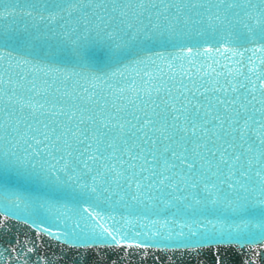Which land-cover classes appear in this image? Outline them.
Wrapping results in <instances>:
<instances>
[{
    "label": "snow or ice",
    "instance_id": "obj_1",
    "mask_svg": "<svg viewBox=\"0 0 264 264\" xmlns=\"http://www.w3.org/2000/svg\"><path fill=\"white\" fill-rule=\"evenodd\" d=\"M16 7L25 23L0 27L6 202L74 200L91 212L89 201L107 193L117 202L199 209L179 224L204 239H228L255 220L264 229V0H26ZM220 48L253 55L226 61L224 79L209 74L211 65L173 66L177 57L183 64L185 54ZM153 61L167 74L152 75ZM100 235L147 247L119 225Z\"/></svg>",
    "mask_w": 264,
    "mask_h": 264
},
{
    "label": "water",
    "instance_id": "obj_2",
    "mask_svg": "<svg viewBox=\"0 0 264 264\" xmlns=\"http://www.w3.org/2000/svg\"><path fill=\"white\" fill-rule=\"evenodd\" d=\"M251 55L249 51L240 63ZM198 213L202 214L199 209H185L182 203L175 207L127 203L108 228L122 226L126 239L147 247L117 245L101 236L81 264H216L218 258L220 264H264V229L258 220L228 239H204L189 233L187 223L183 227L179 224L183 217L195 218ZM145 216L151 223L142 222ZM161 223L165 224L163 230L159 228ZM180 232L184 235H178ZM224 234L228 235V230Z\"/></svg>",
    "mask_w": 264,
    "mask_h": 264
}]
</instances>
